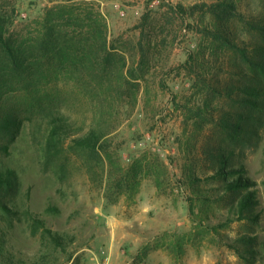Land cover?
I'll return each mask as SVG.
<instances>
[{
    "label": "rangeland",
    "instance_id": "374dc122",
    "mask_svg": "<svg viewBox=\"0 0 264 264\" xmlns=\"http://www.w3.org/2000/svg\"><path fill=\"white\" fill-rule=\"evenodd\" d=\"M171 1L192 6L217 0ZM159 3V0L152 3L149 0H0V13L7 18L5 34L20 41L39 36L47 19L61 25L63 32L67 29L75 37L81 34L86 37L88 27L79 25L76 16L80 19L92 11L106 25L114 57L108 70L101 69V65L92 66L89 60L83 63L70 59L69 69L62 72L56 60H52L53 64L45 61L33 78L27 80L33 83L30 87L27 82L18 84L6 75L3 101L22 116L24 125L16 137L0 134V143L9 146L8 153L0 150V165L16 169L22 183L19 194L22 206L42 216L53 230L74 237L68 250L78 255L77 264H112L105 228L107 221L119 216L122 210L131 214V220H136L132 226L134 241L117 246L121 260L127 257L123 264H264V129L258 145L248 147L244 158L248 174L257 183L259 223L234 220L229 227L219 228L218 233L209 228L201 230L200 219L189 210L193 202L195 212L200 205L195 201L193 188L185 182V170L188 166L195 167L198 174L206 170L196 155L191 154L196 158L194 161L188 155L189 149L195 153L200 148V141L210 127L205 126L194 137L197 128L191 123L185 129V112L176 107V103L193 100L191 78L181 66L190 51L199 50L201 37L185 28L180 18L167 23L163 17L167 7ZM262 4L261 0H240L241 10L246 13L258 14L264 7ZM146 14H150L149 23L143 26ZM140 39L150 48V66L144 70L138 65L142 54ZM79 44L71 43L70 47L75 51ZM125 60L127 65L119 79L118 68L122 70ZM177 68H182L179 76ZM33 86L39 94H25ZM52 114L66 117L73 136L85 134L92 127H108L112 131L111 150L119 155L124 167L145 154L158 155L167 165L162 187L156 186L153 177L145 176L135 201L125 194L112 203L116 192L111 194L106 189L101 168L97 166L91 174L87 158L70 150L65 151L67 173L61 181L52 169L45 170L42 163L45 127ZM202 185L210 188L209 184ZM52 206L56 211L50 210ZM207 207L210 220L204 224L218 225L228 217L225 204ZM140 221L146 227H141ZM151 223L154 227L149 229ZM4 225L5 222L0 223L6 230ZM165 232L190 236L194 233L180 260L175 259L167 246L157 247V243L165 242ZM5 235L13 248L7 254L12 252L18 264H30L48 248L40 235H31L25 224L16 223L12 232ZM243 235L253 237L255 242L251 245L254 253L241 258L228 245ZM66 257L67 253L59 254L61 262Z\"/></svg>",
    "mask_w": 264,
    "mask_h": 264
},
{
    "label": "trees",
    "instance_id": "16d2710c",
    "mask_svg": "<svg viewBox=\"0 0 264 264\" xmlns=\"http://www.w3.org/2000/svg\"><path fill=\"white\" fill-rule=\"evenodd\" d=\"M153 1L149 0V3ZM159 2V5L167 7L163 15L167 23L172 24L174 19L180 18L185 28L201 37L199 50L190 51L181 66L191 78L193 100L176 103V107L185 112V129L191 123L197 128L194 137L200 135L205 126L210 127L195 153L194 149L191 151L188 148V159L194 161L196 158L193 155H196L206 168L201 174L195 167L188 166L185 170V182L193 188L195 201L200 205L199 211L195 212L194 202L191 203L190 213L200 219L199 228L204 231L209 228L218 233L219 228L229 227L234 220H249L258 224L257 183L248 174L244 158L248 147L258 145L264 129V7L257 14L241 10L240 0H217L192 6L171 0ZM261 2L264 6V0ZM82 16L80 19L76 17L79 25L88 27L86 37H81L85 34L75 37L67 29L63 32L61 25L47 19L39 36L20 41L6 36L7 18L0 13V134L16 137L24 125L22 116L8 106L6 100L3 101V78L6 75L14 78L18 84L26 83L33 78L39 66L43 67L45 61L53 64V59L62 72L69 69L67 62L70 59L83 63L89 60L92 66L101 65L104 70L113 65L114 57L105 23L92 11ZM149 16H144L143 26L149 23ZM190 19L195 22H189ZM76 42L82 45L79 44L73 51L70 44ZM138 45L142 51L138 65L139 69L144 70L150 66V48L144 46L142 39ZM126 65L125 60L122 70L118 68L117 78L121 79ZM182 68H177L178 76ZM130 73L134 74L132 69ZM32 84L27 82L28 87ZM39 92L33 86L25 94ZM45 129L42 148L45 170L52 169L56 177L63 181L67 173L65 151L84 155L88 160L86 165L89 172L93 174L99 166L102 180L108 187L106 189L111 194L116 192L112 203L125 194L129 200L135 201L145 176L153 177L158 188L162 187L167 177V165L158 155L150 157L145 154L135 159L129 167H124L119 155L111 150L112 131L108 127H92L85 134L73 136L66 117L52 114ZM0 150L8 153L9 146L0 143ZM216 181L218 184H215ZM202 183L209 184L210 188L205 189ZM21 190L22 183L16 169L0 165V223L5 222L6 227L4 230L0 226V264H18L12 252L7 254L13 248L5 235L12 232L16 223L25 224L31 235H40L45 246H48L30 264H77L78 255L68 250L74 237L53 230L42 216L22 206L19 199ZM223 203L227 207L226 220L218 225L204 224L205 220H210L207 206ZM56 209L55 206L50 208L53 211ZM163 236H166L165 242L157 243V247L167 246L175 259L180 260L185 255V245L193 240L194 233L190 236L189 233L165 232ZM254 242L253 237L243 235L228 246L242 258L254 253L251 246ZM241 245L246 247L242 248ZM61 253H67L65 262L59 258Z\"/></svg>",
    "mask_w": 264,
    "mask_h": 264
},
{
    "label": "crops",
    "instance_id": "0c3cea01",
    "mask_svg": "<svg viewBox=\"0 0 264 264\" xmlns=\"http://www.w3.org/2000/svg\"><path fill=\"white\" fill-rule=\"evenodd\" d=\"M156 190L153 188V192ZM143 194V190L141 191V197ZM151 201L149 200V203ZM131 214L127 212L126 210H122L121 214L117 217H115L112 220L107 221V238L106 240L109 242L110 246V253L111 256H113L112 264H123L124 261H126L127 257H124V260H121V255L119 254L117 250L118 244H130L131 241H134V232L132 226L134 225L135 221L131 220ZM141 227H146V223L143 221H140ZM154 227L151 224H149V229H152ZM144 229V228H142ZM128 261V260H127ZM127 264H130L128 262ZM159 264V263H156Z\"/></svg>",
    "mask_w": 264,
    "mask_h": 264
},
{
    "label": "built area",
    "instance_id": "2783aa9c",
    "mask_svg": "<svg viewBox=\"0 0 264 264\" xmlns=\"http://www.w3.org/2000/svg\"><path fill=\"white\" fill-rule=\"evenodd\" d=\"M120 13L123 14V15L125 14V12L122 9H120Z\"/></svg>",
    "mask_w": 264,
    "mask_h": 264
}]
</instances>
